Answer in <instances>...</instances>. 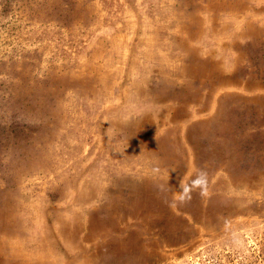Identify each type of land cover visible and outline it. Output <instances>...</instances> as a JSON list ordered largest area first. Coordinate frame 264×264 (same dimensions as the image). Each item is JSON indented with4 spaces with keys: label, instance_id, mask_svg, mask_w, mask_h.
Returning <instances> with one entry per match:
<instances>
[{
    "label": "rangeland",
    "instance_id": "1",
    "mask_svg": "<svg viewBox=\"0 0 264 264\" xmlns=\"http://www.w3.org/2000/svg\"><path fill=\"white\" fill-rule=\"evenodd\" d=\"M0 264H264V0H0Z\"/></svg>",
    "mask_w": 264,
    "mask_h": 264
},
{
    "label": "clouds",
    "instance_id": "2",
    "mask_svg": "<svg viewBox=\"0 0 264 264\" xmlns=\"http://www.w3.org/2000/svg\"><path fill=\"white\" fill-rule=\"evenodd\" d=\"M209 185L208 173L201 170L195 180L192 181V188L194 190H199L200 195H206ZM183 190V189H182Z\"/></svg>",
    "mask_w": 264,
    "mask_h": 264
}]
</instances>
